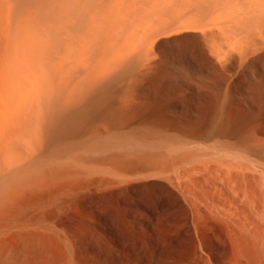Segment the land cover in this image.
I'll use <instances>...</instances> for the list:
<instances>
[{"label": "rangeland", "instance_id": "1", "mask_svg": "<svg viewBox=\"0 0 264 264\" xmlns=\"http://www.w3.org/2000/svg\"><path fill=\"white\" fill-rule=\"evenodd\" d=\"M172 45L134 105L117 92L103 148L48 155L64 173L0 221V264H264V60L212 69Z\"/></svg>", "mask_w": 264, "mask_h": 264}, {"label": "bare ground", "instance_id": "2", "mask_svg": "<svg viewBox=\"0 0 264 264\" xmlns=\"http://www.w3.org/2000/svg\"><path fill=\"white\" fill-rule=\"evenodd\" d=\"M171 43L212 69L262 61L264 0H0V221L37 203L41 175L64 173V164L43 166L61 143L91 134L103 148L107 107L120 89L122 107L134 105L136 85L167 63Z\"/></svg>", "mask_w": 264, "mask_h": 264}]
</instances>
